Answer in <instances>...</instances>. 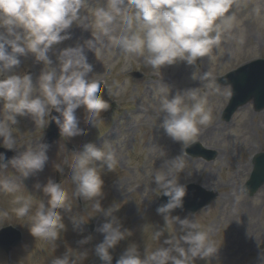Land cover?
I'll use <instances>...</instances> for the list:
<instances>
[{"label":"rangeland","instance_id":"374dc122","mask_svg":"<svg viewBox=\"0 0 264 264\" xmlns=\"http://www.w3.org/2000/svg\"><path fill=\"white\" fill-rule=\"evenodd\" d=\"M107 4L108 0H83L79 13L84 18L82 33H73L79 38L75 40L72 36L71 40L63 42L58 48L94 38L95 47L92 51H87L88 61L94 65V78L107 81L111 91L110 99L115 108L110 115L108 112L104 113L108 118L99 120L96 128L84 123V111L82 108L78 109L80 127L87 130L86 134L74 138L63 137L51 146L49 161L43 172L36 176L25 180L11 163L0 166V230L13 226L24 234L23 243L12 250L14 252L5 253L0 248V264H52L53 259L66 251L76 258L77 264H95L99 261L92 255L91 249L103 239L95 229L105 218L95 211L93 201L79 199L71 180L73 152L79 151L89 142L114 153L116 164L113 169H100L105 181L102 207H112L113 214L122 221L124 227L133 232L128 240L117 246L113 257L118 258L128 244L133 242L139 245L142 253L145 250L154 251L160 246V242L152 236L154 228L165 225L164 218L158 216L155 210V204L161 197L154 184V177L160 171V157L153 146L158 143L169 156H175L181 150L185 152L188 146L200 142L207 149L217 151L218 157L215 161L206 162L186 156L185 171L192 175L189 177L181 174V182L197 183L219 193L208 208L190 218L195 219L202 230H209L210 238L220 249L216 257L206 260L198 258L195 264H264V187L254 197L243 191L253 170L252 157L264 152V112H255L253 104H250L239 110L230 122L223 121L222 113L231 95H226L224 88H220L216 80L241 65L264 59V0H232L224 18L226 20L227 17H232V20L229 23L217 21L221 24L219 45L213 47L207 56L200 58L195 66L179 62L165 66L161 71L137 67L134 63L130 66L127 63L133 56L139 65L142 64L146 61L142 59L145 58L146 51L142 55L126 52L112 45L110 37L123 34L126 25L117 18L109 25L110 31L107 34L98 27L95 9L106 8ZM128 32L143 36V31L136 24ZM42 68L43 65L36 63L29 55L21 59L20 67L14 72L20 75L32 72L35 82L37 73ZM140 69L145 72L146 77L138 85L131 79V74L136 70L141 71ZM113 71L114 75L110 76L109 73ZM205 73L207 79L201 80ZM6 74L0 72V77ZM157 74L170 78L173 83L175 79V83L163 86ZM113 78L117 81L111 87ZM166 86L171 89V95H175L177 90L198 88L206 107L212 111V120L202 126L195 140L183 149L179 143L163 134L159 129L161 122L156 119L158 115H163L158 110V103ZM39 94L37 86L33 95ZM17 119L19 123L13 126L12 133L16 141L14 150L22 153L43 140L48 117L45 116L43 125L32 117ZM0 121H6L2 105ZM113 137L117 138L112 139ZM57 164L63 168V173L55 170L54 166ZM49 178L66 189L71 204V212L65 213L64 219L67 231L62 232L55 242L34 239L28 232L31 223L29 218H18L13 211L17 207L14 203L17 196L27 197L31 194L35 200L47 201V197L42 192H37L34 185L38 182L44 184ZM4 181L18 185L17 190L5 191L2 186ZM35 208L34 203L29 215H34ZM175 216L184 218L187 215ZM72 218L83 227V233L73 231L70 222ZM165 227V237L179 234L174 222L167 223ZM88 235H92L94 239L84 246L89 250L88 258L81 260L78 251L83 249L77 241Z\"/></svg>","mask_w":264,"mask_h":264},{"label":"clouds","instance_id":"9594fccd","mask_svg":"<svg viewBox=\"0 0 264 264\" xmlns=\"http://www.w3.org/2000/svg\"><path fill=\"white\" fill-rule=\"evenodd\" d=\"M232 0H108L106 8L95 9L98 27L107 34L117 18L126 25L119 36L110 37L112 45L126 52L145 54L146 63L161 71L165 66L184 62L195 66L197 61L207 56L221 41V24L229 23L232 17L225 14ZM83 0H0V105L6 112V121H0V145L14 151L16 143L13 126L18 125V117H32L43 125L44 118L54 124L60 136L74 138L85 135L81 128L78 109L84 111V123L96 128L97 121L107 112L111 104L102 95L100 81L95 79L94 65L89 63L87 51L95 47V40L88 39L74 45L58 48L71 40L74 25L83 28L84 18L80 16ZM133 24L139 25V33L129 34ZM31 55L33 60L43 65L34 82L31 73L16 74L21 59ZM207 79L205 73L201 80ZM38 86L39 95H33ZM226 95H231V85L225 81L221 86ZM165 87L158 103L163 113L159 129L172 141L184 146L192 143L202 126L213 116L211 109L200 95L198 88L177 90L171 95ZM55 113L53 115L52 113ZM160 157L159 173L154 177L155 190L166 197L156 212L164 218L162 228H154L153 239L160 242L154 251H140L139 245L129 243L116 259L115 264H195L199 258L216 257L220 248L210 238L209 230H202L193 214L184 218L171 215L176 209H183L188 192V182H181V174L186 173V152L169 156L162 145L156 144ZM50 145L42 140L31 150L17 153L6 163H11L27 180L43 172L49 161ZM71 180L75 194L84 200L93 201V208L103 215L105 221L95 229L103 236L91 249L102 264H113V253L122 241L128 240L133 232L124 227L122 221L113 214L112 207H102L105 181L100 169H113L116 158L111 150L89 142L73 152ZM6 156L0 153V163ZM57 172L63 173L60 165ZM5 191L15 192L18 185L2 182ZM34 189L42 192L47 201L17 196L13 209L18 218L28 217L31 221L28 232L34 239L55 242L62 232L67 231L65 213L71 212L69 195L59 182L49 178L44 184L36 183ZM35 203L34 215H29ZM73 231L83 233V227L75 218L70 220ZM174 222L178 235H167L166 224ZM94 237L88 235L77 241L82 248L81 260H86L89 250L84 248ZM52 264H77L76 258L66 251L52 260Z\"/></svg>","mask_w":264,"mask_h":264},{"label":"water","instance_id":"95a60500","mask_svg":"<svg viewBox=\"0 0 264 264\" xmlns=\"http://www.w3.org/2000/svg\"><path fill=\"white\" fill-rule=\"evenodd\" d=\"M227 81L233 87V97L229 108L225 112L226 120H230L231 116L238 108L246 105L251 100H255L257 111L264 109V60L256 61L239 70L229 74L221 82ZM60 137L58 128L51 123L47 138L45 140L49 145ZM0 150V153H3ZM16 153H10L6 156V160L11 159ZM194 155V154H193ZM200 155V154H195ZM205 157L211 160L213 155L207 154ZM264 185V154H259L254 158V171L250 181L247 183L245 190L253 196ZM216 195L212 192H207L201 187L191 185L188 188L186 197L184 198L183 209H176L174 213H195L208 205ZM167 198L163 197L158 207L166 202ZM157 207V208H158ZM22 237L20 232L13 228H7L0 233V246L9 251L16 246ZM99 264H102L100 262Z\"/></svg>","mask_w":264,"mask_h":264},{"label":"bare ground","instance_id":"6f19581e","mask_svg":"<svg viewBox=\"0 0 264 264\" xmlns=\"http://www.w3.org/2000/svg\"><path fill=\"white\" fill-rule=\"evenodd\" d=\"M75 33V32H74ZM162 117H163V115H158L157 117H156V119H157V121H160V122H162ZM117 137H113L112 139H116Z\"/></svg>","mask_w":264,"mask_h":264}]
</instances>
